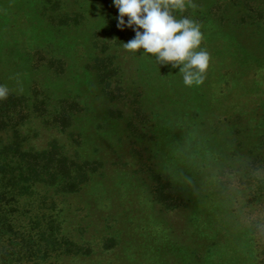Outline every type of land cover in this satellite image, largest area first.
<instances>
[{
  "label": "rangeland",
  "instance_id": "obj_1",
  "mask_svg": "<svg viewBox=\"0 0 264 264\" xmlns=\"http://www.w3.org/2000/svg\"><path fill=\"white\" fill-rule=\"evenodd\" d=\"M192 2L174 15L200 25L211 59L188 87L178 68L124 49L135 31L117 27L114 0H0V81L26 97L24 148L57 142L99 165L54 196L86 249L56 264H263L264 0ZM11 137L0 131V147Z\"/></svg>",
  "mask_w": 264,
  "mask_h": 264
},
{
  "label": "trees",
  "instance_id": "obj_2",
  "mask_svg": "<svg viewBox=\"0 0 264 264\" xmlns=\"http://www.w3.org/2000/svg\"><path fill=\"white\" fill-rule=\"evenodd\" d=\"M26 102L12 91L0 101V131H12L0 147V264H56L86 249L64 234L54 196L79 192L99 165L71 158L57 142L44 150L25 149L20 127L30 115ZM55 118L66 125L69 114L63 108ZM157 181V199L172 206L165 198L173 193L165 191L162 179Z\"/></svg>",
  "mask_w": 264,
  "mask_h": 264
},
{
  "label": "clouds",
  "instance_id": "obj_3",
  "mask_svg": "<svg viewBox=\"0 0 264 264\" xmlns=\"http://www.w3.org/2000/svg\"><path fill=\"white\" fill-rule=\"evenodd\" d=\"M114 5L119 11L117 27L135 31V37L123 43L126 51L143 50L153 54L160 65L178 68L185 86L203 84L211 57L206 50L197 51L203 40L200 25L174 15L186 7L195 9L192 0H114ZM8 95V87L0 85V101Z\"/></svg>",
  "mask_w": 264,
  "mask_h": 264
}]
</instances>
